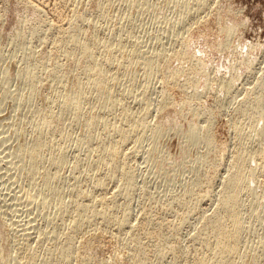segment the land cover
I'll use <instances>...</instances> for the list:
<instances>
[{
  "label": "rangeland",
  "instance_id": "rangeland-1",
  "mask_svg": "<svg viewBox=\"0 0 264 264\" xmlns=\"http://www.w3.org/2000/svg\"><path fill=\"white\" fill-rule=\"evenodd\" d=\"M21 2L0 0V264H82L85 256L89 264H107L113 256L115 262L108 264H131L136 245L127 242L130 248L126 240L133 232L147 247L139 264H196L197 253L210 257L196 240L198 231L218 209L224 182L234 173L235 156L242 149L251 163L245 170L249 188L241 195L244 232L236 264H264V163L260 166L263 160L252 157L264 153V0ZM69 26L83 41L100 44L95 55L105 63V95L110 91L113 108L88 86L87 57L72 58L59 49L65 35L59 30ZM183 45L191 55L184 57ZM109 55L111 62L106 61ZM56 64L67 80L53 75ZM175 68L181 69L177 79L170 77ZM189 71L195 78L186 83ZM80 87L83 98L76 110L73 99ZM146 109L137 135L121 142L112 126L126 117L139 120ZM48 116L55 117L51 128L42 126ZM109 136L120 141V160L134 176L135 189L128 198L123 178L98 165L99 149ZM95 178L107 185H98ZM100 194L101 200L106 195L112 198L105 200L116 199L119 216L120 203H128L129 224L106 223L102 216L86 223L75 234L83 240L75 241L77 256L70 262L55 251L75 216L61 206L71 208L76 200L85 204L87 198L88 206ZM97 202L89 207L100 209ZM147 221L156 226L145 227ZM150 232L154 236L147 240ZM163 240L167 245L159 253Z\"/></svg>",
  "mask_w": 264,
  "mask_h": 264
},
{
  "label": "bare ground",
  "instance_id": "bare-ground-1",
  "mask_svg": "<svg viewBox=\"0 0 264 264\" xmlns=\"http://www.w3.org/2000/svg\"><path fill=\"white\" fill-rule=\"evenodd\" d=\"M21 1H23L24 2V0H20V2ZM31 1V0H30ZM204 1V0H203ZM22 3V2H21ZM32 3V2H31ZM24 4H26V3H24ZM28 5V4H27ZM202 5H205V2H202V4L200 5V6H202ZM62 23V22H61ZM60 23V24H61ZM65 23H67V22H65ZM60 24H58L59 26H60ZM57 26V25H56ZM63 26H64V24H63ZM65 26H67V25H65ZM60 27H62V26H60ZM70 27V26H69ZM68 27V28H69ZM68 28H66V29H68ZM72 27H70V29H68L67 31H65V29H64V31H61V28H60V30H59V32H60V34L62 33H64L65 35H63V38H61L60 37V41L58 42V43H60L59 45H58V43H57V47L59 46V49H60V47H62V48H65V52L67 53V55L68 56H72V58H73V56H76V55H78V54H80V55H84V56H86L87 57V63H86V65H85V74L88 76L87 78H88V80H87V84H88V86H90V87H93V88H95V89H97V91L101 94L100 95V97H104L105 99H106V101H107V103H108V105H109V107L110 108H113L114 107V101H113V99L111 98V95H110V91L108 92V97L106 98V95H105V93H106V89L108 88L106 85H107V82H108V80H109V77L107 76V73L105 72V69H104V62L102 61V58L100 57V58H98L96 55H95V52H96V50L97 49H99V48H97L98 46H96L95 44H96V42H94V44L93 43H89L88 42V40H86V41H83L84 39H82L81 38V34H80V32L79 31H75V30H73V29H71ZM56 30L57 29H59L58 27L57 28H55ZM63 29V28H62ZM55 30V31H56ZM58 32V31H57ZM56 33V32H55ZM59 33H58V35H60ZM61 34V35H62ZM60 35V36H61ZM183 37H185V36H183ZM182 37V38H183ZM181 38V39H182ZM185 39V38H184ZM184 39H183V41H184ZM192 39V38H191ZM179 40H180V38H179ZM186 40V39H185ZM92 41V40H91ZM93 42V41H92ZM181 42V41H180ZM185 43H186V41H184ZM187 42H188V40H187ZM191 43V42H190ZM55 44V43H54ZM192 44V43H191ZM181 46H182V44H180ZM184 45H186V44H184ZM183 45V46H184ZM54 47V46H53ZM56 47V46H55ZM61 48V49H62ZM183 48V47H182ZM181 48V49H182ZM53 49V48H52ZM56 49V48H55ZM58 49V50H59ZM60 49V50H61ZM188 47L187 46H184V48H183V50H181V51H183L184 53H183V55H184V57H185V55L186 54H188ZM190 49H191V47H190ZM57 50V51H58ZM109 50V49H108ZM51 52V51H50ZM63 52V51H62ZM99 52V51H98ZM60 53H61V51H60ZM112 53H114V52H112ZM111 53V54H112ZM177 53H179V51L177 52ZM177 53H174L175 55L177 54ZM51 54V53H50ZM63 53H61V55H62ZM100 54H102V53H100ZM108 54V53H107ZM189 54H190V52H189ZM188 54V55H189ZM192 54V53H191ZM190 54V55H191ZM104 55H106V54H104ZM180 55H181V53H180ZM57 56V55H56ZM59 56V55H58ZM172 56H174V55H172ZM177 56V55H176ZM175 56V57H176ZM187 56V55H186ZM77 57V56H76ZM75 57V58H76ZM85 57V58H86ZM103 57H105V56H103ZM106 57H107V55H106ZM113 56H111V58H112ZM175 57H172V58H175ZM181 57H182V55H181ZM191 57V56H190ZM80 58V57H79ZM110 58V55L108 56V58H107V60L106 61H109V62H111L110 60H112ZM180 58V57H179ZM183 58V57H182ZM49 59V58H48ZM47 59V60H48ZM58 58H56V60H57ZM70 59V58H69ZM80 59H82V58H80ZM104 59V58H103ZM114 59V58H113ZM181 59V58H180ZM46 60V61H47ZM76 60V59H75ZM78 60V59H77ZM190 60V59H189ZM45 61V60H44ZM43 61V62H44ZM70 61V60H69ZM74 61V60H73ZM72 61V62H73ZM113 61V60H112ZM168 61H169V59H168ZM173 61V60H172ZM184 61V60H183ZM155 62H156V60L155 61H151L150 63H149V66L152 68V67H154V64H155ZM180 62V61H179ZM168 63V65H169V62H167ZM170 64H171V62H170ZM180 64H181V62H180ZM184 64H187V63H184ZM64 65V64H63ZM106 65H107V63H106ZM168 65H166V66H168ZM62 66V65H61ZM60 65L58 66V64H56V67H55V70H54V72H53V75L54 76H59L60 77V79L62 80V81H65V77H67V76H65L64 77V74H63V71H62V69L64 70V68H62ZM83 66H84V64H83ZM185 66V65H184ZM183 66V67H184ZM106 67V66H105ZM180 67V66H179ZM182 67V68H183ZM186 67H188V66H186ZM189 68V67H188ZM82 69V68H81ZM184 69V68H183ZM197 69H200V68H197ZM83 70H81V71H83ZM187 70V69H186ZM190 70V69H189ZM191 70H192V68H191ZM198 71V70H197ZM180 72H181V69H179V70H176V68H175V71L174 72H172V74H171V78H176L177 77V75L178 74H180ZM183 72H185V71H183ZM190 72H192V71H189V73ZM196 72V71H195ZM83 73V74H84ZM198 73H199V71H198ZM198 73H196L197 75H198ZM188 73H186V75H187ZM195 73H190L189 74V76H188V78H187V80H186V83H190L192 80H193V77L195 78V75H194ZM110 75V74H109ZM185 75V74H184ZM196 75V76H197ZM29 76H31V73L29 74ZM170 78V79H171ZM177 79V78H176ZM175 79V80H176ZM67 80V79H66ZM168 80V79H167ZM172 81V79L169 81V82H171ZM178 81V80H177ZM176 81V82H177ZM172 83V82H171ZM175 83V82H174ZM82 85V84H81ZM82 98H83V89H82V87H80L78 90H77V96L73 99V102H74V106H75V109L77 110V109H79L80 108V106H81V103H82ZM166 99H168V97L166 98ZM170 102V101H169ZM167 106H168V104H167ZM165 107H166V105H165ZM147 109L145 110V112H144V115H142L141 117H140V119L139 120H135V119H133V118H131V117H126V119H125V121H123V119L121 120V122H125V123H127L128 125V127L126 126V127H124L123 125L124 124H122L121 122H118V123H120V124H117L116 123V125H114V126H112V130H114V132H117L118 134H119V137H120V140H121V142H123V143H125V142H127V140L128 141H131V140H129L131 137H133L132 135H137V134H135V133H137L136 132V128H137V124H139V123H141V122H143V120H145V118H146V116H147ZM127 113V111H124V114H126ZM262 119H263V121H264V113H263V115H262ZM55 122V117L54 116H48L44 121H43V125L42 126H47L48 128H51V124L52 123H54ZM263 133H264V130H263ZM106 134V133H105ZM112 134V137H113V133H111ZM109 135V134H108ZM107 135V136H108ZM117 135V134H116ZM111 136V135H110ZM110 136H109V139H110ZM111 137V138H112ZM115 137V136H114ZM113 137V138H114ZM137 137V136H136ZM92 138H95V137H92ZM118 138V137H117ZM135 138V137H134ZM119 139V138H118ZM133 139V138H132ZM93 140V139H92ZM39 141H40V138L37 140V142L35 143V145H38V148L40 147V143H39ZM118 142H120L119 140H118ZM118 142H116V141H112L111 139H110V141H107V144L105 143L104 144V146H102L101 147V149H99L100 150V159H99V157H98V160H99V162H98V165H106L107 167H108V175H111V176H115L116 177V179H117V176L119 175V177H122L123 178V180H124V186L128 189V192L126 193V195L125 196H127V198L129 197V196H131V194L133 193V191H134V189H135V186H134V176H133V174H132V172H131V169L128 167V164H126L125 162L123 163L122 162V159L120 160V155H122V154H120V150H121V147H123L120 143H118ZM259 142V141H258ZM261 142V141H260ZM122 143V144H123ZM102 144V143H101ZM260 146H262V145H260ZM259 146V147H260ZM264 146V145H263ZM258 150H259V148H257ZM260 150H262V149H260ZM98 151V150H97ZM257 151V150H256ZM259 152L260 151H258L257 153H254V155L252 156L253 158H255L256 156V160L257 161H259V159L260 160H263V162L262 161H260V162H262V163H260L261 165L260 166H262L263 165V163H264V153H260L259 154ZM263 152H264V150H263ZM253 154V153H252ZM258 154V155H257ZM256 155V156H255ZM255 156V157H254ZM261 156V157H260ZM206 157H207V155H206ZM119 158V160L120 161H118L117 159ZM206 159V158H205ZM204 159V160H205ZM207 160V159H206ZM124 161H125V158H124ZM249 163H251V160H250V158H247L246 157V154H245V152L243 151V149L242 150H240L239 152H237L236 153V156H235V160H234V173H231L230 172V174L227 176V180L224 182V188H223V192H221L222 194V198L220 199L221 200V202H220V204H218V209L216 210V212H214V214H213V217L211 216H208V217H210V218H207L206 217V220L205 221H203L204 223H203V226H202V229L201 230H199L197 233H198V235H197V233H196V235H197V238H196V236L194 237V238H196V240H197V242H199V245H201V247H204V248H206L205 250H208L209 252L208 253H210V257H209V255H208V257L207 256H205V257H207V258H205V257H202L201 256V254H200V252L199 253H197V257H198V255H200L199 256V258H198V260H195V262H196V264H236L237 263V261H238V259L240 258V256H241V240H242V236H243V232H244V230H243V221H242V212H241V204H240V202H241V195L243 194V192L245 191V189H247V188H249V185H248V179H247V176H246V172H245V170H246V168H247V166H248V164ZM258 163V162H257ZM32 165H33V167H35L36 165H37V160H32ZM98 167V166H97ZM106 167V168H107ZM259 167V166H258ZM101 168H103V166L101 167ZM101 168H99V169H101ZM214 170H216L217 168H213ZM97 170H98V168H97ZM102 170H105V169H102ZM107 170H105V171H107ZM261 170V169H260ZM262 170H264L263 169V167H262ZM101 171V170H100ZM104 171V172H105ZM95 172H96V170H95ZM98 172V171H97ZM103 172V171H102ZM101 172V173H102ZM260 172V171H259ZM258 172V173H259ZM100 173V172H99ZM212 173V172H211ZM98 174V173H97ZM216 173H214V175H215ZM106 175V174H105ZM212 175V174H211ZM213 175V176H214ZM98 176H99V174L96 176L97 178H98ZM102 176H104L103 174H102ZM110 176V177H111ZM104 177H107V176H104ZM115 177H114V179H115ZM100 178V177H99ZM112 178V177H111ZM110 178V179H111ZM105 179V178H104ZM107 179V178H106ZM108 179H109V176H108ZM113 179V178H112ZM118 179H121V178H118ZM95 181H96V183H98V185H107V184H105L104 182H106V181H104L103 179H98V182H97V179L95 178ZM118 181V180H117ZM117 181L116 182H114V183H117ZM108 182V181H107ZM109 182H111V180L109 181ZM108 182V183H109ZM113 182V181H112ZM121 182V181H120ZM209 183H212L211 181H209ZM110 184V183H109ZM94 186V185H93ZM96 187H95V189L96 188H98L99 186H97V185H95ZM101 187V186H100ZM103 187V186H102ZM101 187V188H102ZM106 187V186H105ZM121 188H123L122 186H121ZM106 189V188H105ZM104 189V190H105ZM99 190V189H98ZM118 191V190H117ZM103 192V191H102ZM101 192V193H102ZM105 192V191H104ZM119 192V191H118ZM118 192H116L117 194H118ZM106 193V192H105ZM84 193H82V195H83ZM116 194V195H117ZM81 194H78V197L80 196ZM81 195V196H82ZM106 195V194H105ZM114 195V194H113ZM116 195H114V196H116ZM121 195V194H120ZM111 196V195H110ZM113 196V197H114ZM204 196H206V195H204ZM99 197H100V199H99ZM98 197V199L99 200H101V194H100V196ZM104 197V196H103ZM109 197V196H108ZM107 197V195H106V197H104V198H108ZM122 197V196H121ZM120 197V198H121ZM197 197H198V195H197ZM102 199L101 201H99L98 199L96 200V202L97 201H99V202H97V204L98 203H100V205H101V207H100V209H95V208H97V207H95V208H92V207H89V205L91 204V203H93V205H95V201H92L91 200V203L87 206V204H88V202H89V200H88V198H87V201L88 202H86L85 204H81L80 202L82 201H78L77 202V200L74 202V205L75 206H73V207H68V206H66V205H62L61 206V208L62 209H66V210H68V212L70 211V212H72V211H74V213H75V216H73V219H72V221H73V223H72V225L69 227V229H70V231H69V233H68V235H67V233L65 234L67 237L64 239V241H63V239H60L59 241H61L62 242V245L60 246V247H57V249H55V251L56 252H58L64 259H66V260H68V261H72L71 259L73 258V255L75 254L76 256H77V254H76V243L77 242H75L77 239L75 238V236L76 235H78L79 233H78V231L79 230H81V228H83V226L86 224V223H92L94 220H96L95 218L97 217V216H100V220L102 219V218H104V220H102V221H104L105 222V219L107 220L106 221V223L107 222H113L114 221V224L113 225H115V222H117V224H119L121 227H123L124 225H128L129 224V222H128V220L131 218L130 216H131V213H130V209H129V205H128V203L127 202H121L120 203V208L122 209V211H123V215H117V213H116V209H117V201H116V199H115V202H112V201H110L111 200V198H108V199H110L109 201L108 200H105V199ZM114 198H117V197H114ZM113 198V199H114ZM118 198H119V195H118ZM126 198V197H125ZM126 198V199H127ZM201 198H203L202 196H201ZM205 198V197H204ZM82 199V198H81ZM112 199V200H113ZM126 199H124V200H126ZM79 200V199H78ZM119 200V199H118ZM129 200V199H128ZM127 200V201H128ZM120 201V200H119ZM118 201V202H119ZM116 203V204H115ZM92 206V205H91ZM97 206V205H96ZM98 207V208H99ZM119 207V206H118ZM102 208V209H101ZM119 210V209H118ZM62 211V210H61ZM121 211V212H122ZM63 212V211H62ZM118 212V211H117ZM65 213V212H64ZM63 213V214H64ZM74 213H72V214H74ZM120 213V212H119ZM122 214V213H121ZM62 214H60V216H61ZM147 215V214H146ZM101 216H102V218H101ZM148 216V215H147ZM63 217V216H62ZM75 217V218H74ZM146 217V216H145ZM144 217V218H145ZM98 218V217H97ZM150 218V217H149ZM60 219H62V218H60ZM148 219V218H147ZM145 220H146V218H145ZM152 221H153V218L151 219ZM97 221V220H96ZM101 221V223H103ZM130 221V220H129ZM151 221V222H152ZM155 221V223H156V219L154 220ZM153 221V222H154ZM127 222H128V224H127ZM97 223H100V221L99 222H95L94 224H97ZM141 223V222H140ZM146 223V222H145ZM112 224H110L111 226H112ZM116 224V225H117ZM139 224V223H138ZM138 224H137V226L136 227H140V226H138ZM142 224H143V222H142ZM146 224H148V225H146L145 226V224H144V226L145 227H150L151 226V224H150V221H147V223ZM156 224H158V223H156ZM156 224H154L153 225V227L154 226H156ZM92 225V224H91ZM106 225H108L109 226V224H106ZM118 225V226H119ZM131 225V224H130ZM141 225V224H140ZM159 225H161L162 226V224H159ZM96 226V225H95ZM105 228H106V226L105 225H103ZM107 226V227H108ZM118 226H116V227H118ZM119 226V227H120ZM132 226V225H131ZM130 226V227H131ZM134 226V225H133ZM160 226V227H161ZM115 227V226H114ZM128 227V226H127ZM127 227H126V229H127ZM152 227V226H151ZM152 227V228H153ZM157 227H159V226H157ZM109 228V227H108ZM124 228V227H123ZM129 228V227H128ZM140 228H142V225H141V227ZM117 229H119V228H117ZM121 229V228H120ZM119 229V230H120ZM125 229V230H126ZM132 229H133V227H132ZM135 229V228H134ZM143 229V228H142ZM154 229H156V227L154 228ZM124 230V229H123ZM140 230V229H139ZM147 231H148V229H146ZM145 230V231H146ZM129 231V230H128ZM127 231V232H128ZM130 231H132L131 230V228H130ZM129 231V233H131ZM136 231V230H135ZM142 231V230H141ZM144 231V230H143ZM144 231V232H145ZM150 231H151V229H150ZM154 231V230H153ZM25 232H27V231H25ZM118 232V231H117ZM126 232V231H125ZM125 232H124V235H125ZM133 232V231H132ZM137 232V231H136ZM160 232V231H159ZM28 233V232H27ZM77 233V234H76ZM100 234L102 233V232H99ZM141 234H144L145 235V233H142V232H140ZM147 233V232H146ZM153 233H155V232H153ZM26 234V233H25ZM76 234V235H75ZM97 234H98V232H97ZM97 234H95V235H93V234H91V237H93V236H96L97 237ZM127 234V233H126ZM135 233L133 232V234H132V236L131 237H129L130 238V240L129 241H127L126 240V244H127V242H130V241H132L131 243L134 245H136L135 247V250H134V248H133V246H132V244H131V246L132 247H130L128 244V246L130 247V248H133V251H134V260H133V262L131 263V264H139L138 263V259H139V257H141V259H143V258H145V251H146V249H147V247H146V245H145V247L143 246V239H141V235L138 233L137 235H134ZM151 234V232L149 233V235ZM118 235H121L120 234V232L118 233ZM122 235H123V232H122ZM144 235H142V237L144 236ZM152 235V234H151ZM150 235V236H151ZM157 235V234H156ZM88 236V235H87ZM99 236H101V235H99ZM126 236H128V235H126ZM153 236H154V234H153ZM153 236H151V237H148V234H147V237H146V239L147 238H150V239H152V237ZM158 236H160V238L162 237V235L161 234H158ZM157 236V237H158ZM76 237H78V236H76ZM90 237V238H91ZM96 237H95V239H96ZM123 237H125V236H123ZM64 238V237H63ZM88 239H89V237H87ZM94 238V237H93ZM98 238V237H97ZM125 238H128V237H125ZM82 239V238H81ZM81 239L79 238L78 240L79 241H81ZM86 239V238H85ZM85 239H84V241H85ZM77 240V241H78ZM83 240V239H82ZM97 240V239H96ZM101 240H102V238H101ZM147 240H149V239H147ZM146 240V241H147ZM78 241V242H79ZM89 241V242H88ZM87 242L88 243H90V246H88L89 247V249L90 248H92L93 249V241H92V243H91V240L89 239ZM100 241V240H99ZM150 241H152V240H150ZM145 242V241H144ZM153 242H154V240H153ZM153 242H151V243H153ZM196 241H195V243H197ZM80 243V242H79ZM96 243V242H95ZM59 244H61V243H59ZM59 244L58 245H56V246H59ZM78 244V243H77ZM83 246H84V244L83 243H81ZM81 244H79V246L81 245ZM147 244V243H146ZM85 245H86V241H85ZM89 245V244H88ZM96 245V244H95ZM166 245H167V242L165 241V240H163V242L161 243V245H160V247H159V250H158V252L160 253L165 247H166ZM264 244H262V246H263ZM78 246V245H77ZM79 246H78V251L80 250L79 249ZM98 246V243H97V245H96V247ZM101 246V245H100ZM88 247H87V245H86V248L88 249ZM54 248H55V246H54ZM83 248V247H82ZM81 248V249H82ZM85 248V249H86ZM195 248H197V247H195ZM203 248V249H204ZM262 248V247H261ZM84 249V250H85ZM86 249V250H87ZM127 249V248H126ZM54 250V249H53ZM88 251H90V250H88ZM129 251V250H128ZM85 252V251H84ZM132 251H131V249H130V252H128V253H131ZM201 252H202V248H201ZM128 253H125L126 255L128 254ZM205 253H207V251L206 252H202V254H205ZM79 255L81 254V253H78ZM83 254V253H82ZM85 254V253H84ZM86 255H87V253H86ZM123 255V254H122ZM122 255H120V256H122ZM130 255V254H129ZM132 255V254H131ZM81 256V255H80ZM79 256V257H80ZM83 256V255H82ZM85 256V255H84ZM83 256V257H84ZM88 256H89V254H88ZM128 256V255H127ZM26 257H29V255L28 254H26ZM79 257H77L78 259H79ZM83 257H82V259H83ZM114 257V256H113ZM113 257H112V260L114 261V259H113ZM124 257H126V256H124ZM132 257V256H131ZM196 257V258H197ZM116 258V257H115ZM120 257H117V259H119ZM122 258V257H121ZM126 258H128V257H126ZM146 258H148V254H147V256H146ZM191 258H193V257H191ZM81 259V258H80ZM81 259V260H82ZM106 259V258H105ZM128 259H130V258H128ZM131 259H133V258H131ZM3 260V259H2ZM80 260V262H82ZM111 260V261H112ZM120 260V259H119ZM123 259H121L120 260V262L119 263H121V261H122ZM126 260V259H125ZM192 260H194V258L192 259ZM87 261H90V260H88V258L85 256V260H84V263H87V264H89ZM108 261V260H107ZM111 261L110 262H108V263H111ZM190 261V260H189ZM115 262V261H114ZM129 262H130V260H129ZM84 263H82V264H84ZM107 263V264H108ZM115 264V263H114ZM121 264H124V263H121ZM130 264V263H129ZM194 264V263H193Z\"/></svg>",
  "mask_w": 264,
  "mask_h": 264
}]
</instances>
